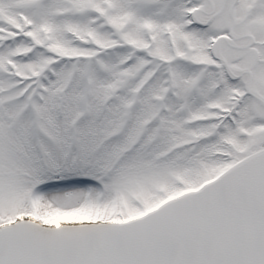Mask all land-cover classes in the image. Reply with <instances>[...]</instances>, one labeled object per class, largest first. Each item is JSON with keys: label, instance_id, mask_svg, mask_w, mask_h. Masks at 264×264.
Returning <instances> with one entry per match:
<instances>
[{"label": "snow or ice", "instance_id": "6c2138e0", "mask_svg": "<svg viewBox=\"0 0 264 264\" xmlns=\"http://www.w3.org/2000/svg\"><path fill=\"white\" fill-rule=\"evenodd\" d=\"M0 264H264V0H0Z\"/></svg>", "mask_w": 264, "mask_h": 264}]
</instances>
